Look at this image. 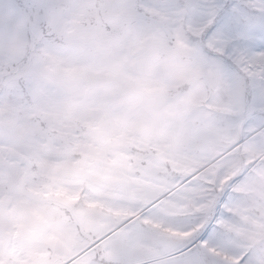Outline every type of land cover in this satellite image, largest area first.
Masks as SVG:
<instances>
[{"label":"snow or ice","instance_id":"1","mask_svg":"<svg viewBox=\"0 0 264 264\" xmlns=\"http://www.w3.org/2000/svg\"><path fill=\"white\" fill-rule=\"evenodd\" d=\"M0 264H264V0H0Z\"/></svg>","mask_w":264,"mask_h":264}]
</instances>
